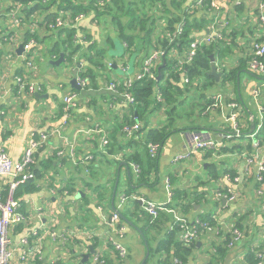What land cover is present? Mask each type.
Listing matches in <instances>:
<instances>
[{"label": "trees", "instance_id": "16d2710c", "mask_svg": "<svg viewBox=\"0 0 264 264\" xmlns=\"http://www.w3.org/2000/svg\"><path fill=\"white\" fill-rule=\"evenodd\" d=\"M12 2L14 5L9 7V11L13 10L11 13L13 18L16 16L21 22H26V20L29 21L33 17L32 23H38L39 26L45 27L47 29L46 31L50 32L48 36L42 37L38 30L31 31L29 29L23 37L25 52L34 50L37 47V43L40 44L56 35L57 38L53 41L56 42L53 46L49 45L47 49L50 53V66H54L51 63L52 60H57L63 52L65 54V62H69L75 67L78 77L86 79V83L81 91L73 89L75 91L73 93L77 94L76 105L70 110L68 122L65 126H62L61 130L74 123L75 114L78 113L81 103L86 104L90 109L92 107L94 110V115L92 116H94L96 121L101 122H96L101 127L104 125L103 121L106 120L101 117L104 106L99 102V99L105 98L107 99L106 101H109V103L115 105L117 108V110H114L115 113L109 116L111 117L109 127L107 129L102 127L106 132L105 135L108 140L105 148L101 146L102 132L93 133L94 138H91L93 134H81L78 137L76 148L80 145V141L87 143L88 147H93V149H89L84 153L79 161L81 164L84 159V163H86L84 169H86L88 176L89 174L96 175L98 173L97 165L105 164L107 171L104 174L105 180L96 186L92 182L87 181V179H83L88 187H92L94 196H84V191L80 192V199L85 203L80 204L75 201V203L69 206V209H74L76 206L83 213L87 211L92 213L94 210L90 208L96 209L100 220L102 223H104V220V225L108 228L110 227L109 221L113 213L118 211L120 213L118 226L125 225V227L132 226L137 228L149 246V257L156 255L158 264H173L175 259L179 261V264H189L192 260L195 261V253L202 247V244H199V242L204 244V240H208L207 236L204 235L207 233L209 235L211 231H208L202 225H198L199 236L190 241H185L183 239L185 229L179 223L175 224V218L172 214V227L167 230L165 237L159 241V245L152 248L149 243L150 233L152 229L157 227L159 217L165 211L160 212L158 218L153 220L152 216L144 211L140 201L133 198V196L140 195L132 194L134 189L131 184L128 185L127 192H124L129 198L125 206L119 208L118 202L116 201L121 184V174L119 172L125 166L131 171L129 179L132 184H145V186L156 184L159 181L160 159L158 156L153 157L150 154L149 143L158 144L162 152L163 147L172 134L182 131L202 132L200 129L203 126L199 124V120L196 123H185L177 113V109L184 105L188 98L192 97L190 95L191 91H199L205 103L192 105L191 116L193 114L200 116L202 113H209L214 100L209 98L210 96L204 93V91L209 89L215 80L214 76L208 73L211 70L212 55L216 60L219 57L224 62H222L224 65L222 69L224 78L221 81L223 85L233 83L231 84L233 87L230 85L231 92L234 91L233 89L238 90V72L243 67L253 71L250 64L254 58V43H264V31L261 35L257 33V39L252 41L251 56L239 58V65L230 67L226 63L229 59L226 53L233 51V39L230 40L229 45H227L226 39L227 37L234 36L237 28L231 29L230 33H221L222 38L220 39L216 40L212 38V33L207 30L208 28L218 30L216 26L211 28L210 24L214 21V17L220 13L221 8L218 11L211 5L210 1L201 5L198 4V0H13ZM15 4L20 5L17 6ZM237 9L241 11L242 6L237 7ZM41 13H44L43 18ZM260 14L261 10L259 6V10L255 11L253 16H256L255 25L257 23L261 26H259V29H264V23L260 18ZM22 16H25V18ZM230 19V24H232L233 19ZM14 23L13 25H15ZM246 25H250L249 20L242 25V28L244 29ZM255 25L252 27V33L254 32L253 28ZM92 29L98 35L99 40L95 39L92 35ZM12 33L14 35V32ZM206 37H209L210 41H202L192 60L189 61L188 53L191 49V43L194 40H203ZM26 45H30L29 48H26ZM156 50L164 51V54L152 65L150 72L145 77L142 79L132 78L133 83L131 85L128 82L129 79L125 80L122 84L117 85V92L108 90L109 95H104L103 97L96 96L95 90L99 88L100 81L110 82L112 80L115 83L118 82L117 79L114 80L111 77V73L115 70V66L119 69L120 63L123 62L126 64V56L129 59L139 57L142 63ZM172 51H174L173 54H171ZM24 61V67L26 69L18 74V76L24 80H33L31 72L35 67V63H32V60L26 57H24ZM29 61L32 64L31 67L27 64ZM160 72L161 77L158 78ZM254 73L261 76L263 83L264 75ZM18 88L16 79V95L22 96L23 94H28L26 91L18 94ZM126 92L134 97L133 101L125 98L124 93ZM30 95L35 97L36 93ZM252 95L251 99H253ZM226 98H228L229 103L235 101H238L239 104L241 103L245 111H249V114L250 111L252 112L253 119L252 121L248 120V124L246 125L240 121V112H237V121L243 132V136L240 139H246L247 141L245 143H247H244V145L232 143L230 146L199 149L180 161L189 160L192 155L201 151L206 152V157L231 154L234 149H243V151L246 150L249 153L254 151L251 138H247L245 135L253 131V124L258 126L260 123L257 109L255 111L251 109L250 104L247 103L248 99L245 97L240 98L237 96V100L229 99V97ZM63 107L64 102L62 99L60 109V117L62 120L64 119ZM153 119L157 121L156 124H153ZM227 123L228 127L222 133L234 134L232 122ZM135 124L139 125V129L133 130L128 135L124 131V127H133ZM96 125L95 123H90L78 126L76 127L75 133L78 130L93 129ZM205 128L213 129L212 127ZM256 139L260 140L258 153L264 157V118L262 128ZM133 164L139 166V174H134L135 170L134 172L132 171ZM216 165L218 164H214L213 168H211V175H213V183L219 182L215 194L217 196V191L220 190L221 196L218 195L216 200L223 209L229 208L230 205L236 202L226 205V199H223L224 195L229 194L228 191L226 192V190L222 189L220 183L221 179L226 175H229L233 180L240 175L241 182L239 184H242L245 179L250 177L249 174L254 173L253 181L256 185L254 189L257 190L258 188L260 190L264 186V180L262 182L257 180V168L255 166L250 168L249 173L246 172L245 168L243 169L244 173H238L227 168L221 176H217ZM78 167H80L79 164ZM208 167L210 168V165ZM118 176L119 183L115 201L112 205L113 190ZM202 184L204 182L200 180V187H195L194 190L175 187L172 189V201L167 204V208H174L186 219L189 226L196 224L197 220H200L203 223H208L219 229V232L216 233L219 241H212V247L207 250L208 259L200 264H224L229 254L237 250L238 243L242 242L243 239L242 246L244 245V247L248 248L244 256V264H258L261 261L259 254L262 253L264 255V248H261L264 242L260 247L251 245L248 234L252 229V220H250L247 214L248 212H245L236 222L230 224L225 223L220 215L212 216L210 213L201 214L196 220H188L186 212L194 207V203L199 199V195H202L205 191V187L201 188ZM238 186L236 187L237 191H239ZM37 189L36 182L33 178L19 184L14 190L13 195L21 204L20 212L26 217V206L21 198L25 194L35 192ZM78 189L80 188H77V191H81ZM9 191L10 187L8 182L2 190L3 196H7ZM70 192H76L74 186L71 187ZM72 199L76 200L75 197H72ZM129 200H132L134 203V209H131V214L139 212L138 221L136 219H130L126 213L127 204L130 203ZM260 205L264 206V201ZM101 207L103 209L107 207L111 209L107 217L103 215ZM163 215L165 216V213ZM142 217L145 219L144 222H140ZM166 218L170 220L169 215H166ZM139 222L142 225H139ZM25 226L26 222H21L12 228V232L13 230L22 232ZM233 228L241 230L242 238L233 247H229L228 244L232 238L231 230ZM93 231L95 230L92 228H86L82 229V231L80 230L77 236L68 232L66 234L67 239L70 237L74 239V236H76L74 242L81 246L84 243V247L87 250H90L92 245L95 251L91 254V259L88 260L90 264L93 263L96 255L99 256V264H115V260L122 262L127 258L129 251L123 257L110 242H108L106 250L97 248L98 245L101 247L104 242L97 240ZM87 232H90V235H84ZM208 242L210 241L208 240ZM73 251L72 253L76 255V251ZM149 257L144 264H148ZM56 264L58 263L56 262ZM71 264L76 263L72 262Z\"/></svg>", "mask_w": 264, "mask_h": 264}, {"label": "crops", "instance_id": "0c3cea01", "mask_svg": "<svg viewBox=\"0 0 264 264\" xmlns=\"http://www.w3.org/2000/svg\"><path fill=\"white\" fill-rule=\"evenodd\" d=\"M12 1L13 0H0V148H4L12 158L17 160L23 155L24 149L31 138H38L42 131L53 133L56 129L60 128L62 124L61 121H63L60 117L62 99L66 94L75 91L71 85L65 90V83H69V81H66V77L60 76L59 73H54L56 67L59 66H50V64H48V66L45 67L42 60V62L39 61V63L43 68L41 69V66L35 64L31 73L32 79L39 82L42 86V90L36 93H40L39 96L43 97L37 95L33 97L30 94H23L22 96L16 95V77L26 69L24 67V57L26 56V53L33 54L34 56L39 55L38 51L44 47V44L49 43L51 46L54 45L56 41H53L57 36L54 35L47 39V41L45 40L40 44L37 43V47H35L34 50H29L28 52L23 50L18 52L20 53L18 54L17 49L20 45H23V37L29 29L31 31L38 30L42 37L48 36L50 32L46 31L47 29H45V27L39 26L38 23H32L33 17H31L29 21L26 20V22H21L16 16L13 18L11 15L13 10L9 11V7L14 5ZM218 1L221 6L220 13L214 17V21L210 24L211 28L216 26L218 27V30H211L208 28L207 31H210L212 33L211 37L217 40L222 38L224 32L230 33L231 29H235V27L237 28V32L235 31L236 34L232 36L233 51H231V53H226L229 57L226 62L227 65L234 67L239 65V58L251 56L252 41L257 39V33L258 35H261L264 31L263 28L259 29V24L256 23L255 25L256 16H253L255 11L259 10V6L263 0ZM15 5L19 6L20 4ZM239 6H242L241 11H238L237 9ZM41 15L43 18L44 13H41ZM22 17L25 18V16ZM230 18L233 19L232 24H230ZM248 20L250 25H246L243 29L242 25ZM13 23L15 25H13ZM253 25L255 26L253 28L254 32L252 33L251 30ZM12 32H14V35H12ZM207 34L209 33L207 32ZM92 35L95 39L99 40L98 35L93 29ZM52 56L54 55L52 54ZM125 58L127 59L126 64L122 62L119 65L123 74H117L118 77H116L114 72L111 73V77L114 80L117 79L118 82L116 83L119 85L125 82V80L134 78L141 65L139 57L129 59V57L126 56ZM131 59L134 61L133 68L130 66ZM218 62L220 63L223 61L218 57L216 64ZM130 68H132V74L128 73ZM218 71L222 73V68H218ZM238 77H240V87H238V90L233 89L234 91L231 92V84L233 83H229L231 86L223 85L221 81L223 80L224 75L222 73L218 80L214 77L215 80L212 86L204 91V93L210 96L209 98L214 100V103L211 104L213 106L211 108L209 107V113L212 115L211 119L215 121L213 124L215 128L211 130L203 127L200 130L205 134H208L209 137H213L215 140H220L221 133L228 127L226 118L231 112V108H229V101L226 97H229L230 94H236L240 98H247V103L249 104L251 100L253 106L258 110L256 102L254 99H251V95L253 94L254 88L259 87L262 84L261 76H258L250 69L243 67L238 72ZM111 81H100L99 88L95 90L96 96L103 97L104 95H109L108 90H110V84L115 83V81ZM59 89H63L64 91H60ZM227 92L230 93L227 95ZM39 99L46 100L45 104L41 105L37 102ZM106 100L107 99L105 98L99 99V102L104 106L103 115H101V117L106 120L103 121L105 126H102L105 129L111 124L109 123V120L111 119L109 116L115 113L114 110H117L115 105ZM260 101L261 102L259 103L263 106L264 89L262 90ZM201 103H205V101L202 100ZM238 112H240V121L245 125L248 124V120L252 121L253 116L251 113L249 114V111L246 112V114L242 113L240 110H238ZM92 115H94L92 107L90 109L86 104L81 103L78 113L75 114L74 123L62 129L60 134L54 133L50 135L47 141L36 150L35 162L31 166V169L34 174L37 172L35 174L36 177L34 176V180L38 189L33 193L25 194L21 198L26 206V226L23 228L22 232L14 230L12 232L11 230L13 247L16 251L11 258L10 264H52L53 262H57L58 264H71L72 262L82 264L83 254L88 253L90 250H87L84 247V243H82V246L77 245L74 242V239L80 230L82 231V229L86 228H92L95 230L93 232L96 235L97 240L104 242L101 247L98 245L97 248H103V250H106L110 230L104 225L105 221L103 220L104 223H102L100 220L98 211L90 208L91 210H94L92 213L90 211L83 213L80 208L76 206L74 209H69V206L75 203V201L80 204L85 203L80 199V192L84 191V196H94L92 187H88L83 179H87V181L92 182L95 186L105 180L104 174L107 171L105 164H101L100 166L97 165L98 173L96 175L89 174L88 176L86 169H84V165H86L84 159L81 164L79 162L84 153L89 149H93L92 146L88 147L87 143L80 141V145L75 149L74 153H71V143L74 141L73 137L75 136L74 133L77 129L76 127L90 123L98 124L96 122H100L96 121ZM156 123L157 121L153 119V124ZM253 129L254 128H252V130ZM173 135L174 134L168 139L160 153L158 176L160 179L162 176H168L173 184L172 187L174 188L184 187L185 189L194 190L195 187H200V181L198 180L200 177L197 176V170L199 169L195 168V166L204 165L205 168H208L210 165L206 163V152H198L192 155L189 160L185 161V166L189 168L187 169L189 172L187 180H182L176 174L174 175L173 183V176L169 173H171V170L176 171L179 164L175 165L174 163L176 162H174V159L178 155L184 154L191 149L193 144V132H179L176 134L178 135V138L176 139L173 138ZM91 138H94V134ZM236 143L244 145V142L236 141ZM230 145L231 144H228L227 146ZM58 150H63V154L58 155ZM242 151L243 149H234V151L231 152V155L237 153V155H234L237 157V161L232 168L225 167L224 170L229 168L238 173H244L243 169L246 168L245 159L247 157L244 158L242 153L247 151ZM253 153L254 151L249 153L248 156H252ZM238 154L240 155L238 156ZM193 158L194 164L191 162V159ZM78 164L80 167H78ZM132 171L134 172L133 167ZM163 172L167 173L163 175ZM130 173L131 171H128L125 166L120 170L121 180H123L124 185L122 192L117 194V202L120 195L125 191L127 192L128 185L130 184L134 189L132 194L134 193L144 196L154 202H168L167 187L164 185V182L160 184L159 180L156 184H149V186H145V184H132L129 179ZM134 174L136 173L134 172ZM249 175L250 177L245 179L244 183L239 184L238 186L240 193L239 199L230 205L229 208L224 209L225 212L220 216L225 223L230 224L236 222L242 214L248 212L247 214L249 215L250 220H252V229L248 234L249 240H251V245L260 247L264 242V206L260 205L261 201L259 202L257 199V192L256 189H254L256 185L253 181L254 173ZM10 180V177L0 178L1 191ZM214 183L216 184L217 182ZM72 186L75 187L76 192H70ZM201 186V188L204 187L203 184ZM77 188H80L78 190L81 191H77ZM72 197H75L76 200L72 199ZM126 209H129L130 212H132L131 209H134V207L127 204ZM211 209L212 205L209 201L198 199L194 203V207L186 212V216L188 217V220H196L201 214L210 213ZM109 210L111 211L108 207L105 209L102 208L103 215L107 217L110 213ZM164 213L165 216L163 215ZM166 215H169L170 220L166 218ZM171 220V212L165 211L160 215L157 227L152 229L150 233L149 243L152 248L159 245V241L165 237L167 230L172 227ZM139 225H142V223H139ZM126 228V233L121 237L120 241L127 247L129 253L127 258L122 262L115 260V264H144V261L148 259H146L148 251L150 253L149 246L144 236L137 228L132 226H126ZM52 232H55V237L52 235ZM67 232L75 234L76 236L73 235L74 239H71V237L69 239L64 238V235H66ZM26 236H29L30 244L21 245V239ZM204 236H207V239L210 241L208 242V240H204V244L206 242H208V244L213 243V240L219 241L216 232H211L209 235L207 233ZM243 242L244 239L242 242L238 243L236 247L237 250L229 254L224 264H244V256L248 248L244 247V245L242 246ZM36 244H39L42 247L41 255L37 256L32 252V254L28 255L26 261L21 260L20 255L22 252L20 248H26L31 252L37 246ZM201 244L202 247H200L195 253V261L192 260L189 264H200L208 259L207 250L210 249L212 245L210 248L204 249V244L202 242ZM263 245L261 248H264ZM73 250L76 251V255L72 253ZM89 259H91V255L88 260ZM87 262L86 264H90Z\"/></svg>", "mask_w": 264, "mask_h": 264}, {"label": "built area", "instance_id": "2783aa9c", "mask_svg": "<svg viewBox=\"0 0 264 264\" xmlns=\"http://www.w3.org/2000/svg\"><path fill=\"white\" fill-rule=\"evenodd\" d=\"M207 1H210L211 5L215 7L218 11L220 10L221 6L219 5L218 0H198V4H203ZM260 18L262 22L264 23V1L260 4ZM209 42L210 38L206 37L203 40L197 39L194 40L191 43V49L188 53V60L191 61L193 56L196 53V50L201 42ZM30 45H26V48H29ZM174 51L171 52L173 54ZM164 54V51L156 50L154 51L149 57H147L140 65L139 71L136 73L135 77L137 79H142L146 76L147 73L150 72V69L152 65L158 61L161 56ZM28 66L31 67V62L29 61ZM252 70L258 74L264 75V43H254V58L251 61L250 64ZM17 83H18V94H22L24 91H26L28 94H33L36 92H39L42 90L41 84L38 82H35L33 80H24L20 76L16 77ZM188 81V79H187ZM129 84L131 85L133 83L132 79L128 80ZM79 83L82 85V87L86 83V79L79 77ZM115 83L110 84V90L113 89V86ZM264 89V82L259 86L256 87L253 91V96L256 101V105L258 107L259 111V119L260 123L258 126L254 125L253 131H251L248 135H245L247 138H251L253 147H254V153L252 156H248V152H243V157H247L246 160V172L249 173V170L251 167L257 168V180L259 182H262L264 180V157L259 155L258 153V147L260 144V140L256 139L258 133L260 132L262 128V122L264 118L263 114V106L259 103L258 97L260 96L262 90ZM125 98H127L129 101H133L134 97L126 92L124 93ZM76 93H68L64 96L63 102H64V119L62 121V124L60 128L56 129L53 133H47V132H40V135L38 138H31L28 144L26 145L23 155L20 159H14L11 157V155L4 149L0 148V178L10 177L11 180L9 181V187L10 191L7 196H3L2 191L0 190V264H10L11 258L13 257L16 249L13 247V240L11 236V230L12 228L21 223L24 222L26 219V216L20 212V202L14 197L13 193L16 187L24 183L30 179H33L35 174L31 169V166L35 162V152L36 150L47 141V139L50 137V135L54 133L60 134L62 126H65L68 122L70 110L76 105ZM229 108H231L230 114L227 116L226 120L227 122H232L233 124V132L234 134H227L222 133L220 140H215L213 137H209L208 134H205L204 132H193L192 137V147L190 150H188L186 153L178 155L175 157L174 162H178L186 157H188L191 153L199 150V149H209V148H218L223 147L228 144L236 143V141L241 140L240 138L243 136V132L241 130L240 124L237 121V103L232 102L229 103ZM236 109V110H235ZM139 129V125L135 124L133 127H124V131L127 132V134H131L133 130ZM103 133L101 146L106 147V144L108 143V140L106 138V132L105 130L99 126L96 125L93 129H83L78 130L75 133V136L73 137L74 141L71 143V153H74L77 143H78V137L81 134H95V133ZM232 132V133H233ZM229 142V143H228ZM245 143V142H244ZM150 154L153 157L160 156V148L158 144L156 143H149L148 145ZM58 155L63 154V150H58ZM134 170L136 174L140 173V168L138 165L133 164ZM241 182V176L238 175V177H235L233 180L229 177V175H226L224 178L221 179V187L222 189L228 191V195H224L223 199H226V205L229 203H233L237 201V199L240 197L239 191L236 190V187ZM166 187H167V196H168V202H154L151 201L144 196H133L135 200H139L144 211L147 212L149 215L152 216V219L155 220L158 218L160 212L162 211H168L173 214L174 222L175 224H180L181 227L185 229L183 239L185 241H190L193 238H196L199 236V230L198 225H202L205 227L208 231L211 232H219L218 228H215L214 226L203 223L200 220H197L196 224H193L192 226H189L186 222V219L180 215L174 208H167V204L172 201L173 198V192H172V185L170 178L166 179ZM220 190L217 191V196L220 195ZM256 192L260 195L264 194L263 190L260 189L256 190ZM128 196L122 193L120 195V198L118 200V207L121 208L125 206ZM262 202H260L261 204ZM101 210V208H100ZM120 221V213L118 211H115L111 217V220L109 221V228H110V234L108 236V242L113 244L115 248L119 251L120 255L125 257L128 253L127 247L122 244V242L119 240V238L123 237L126 233V227L124 226H118V223ZM232 238L229 241L228 246L233 247L238 241L242 238V232L238 228H233L231 230ZM52 235L55 237V232H52ZM84 235H90V232L85 233ZM64 238L67 239V236L64 235ZM29 236H26L21 239V245H29ZM37 245V244H36ZM19 250V249H18ZM21 260H27L28 255L36 254L37 256L41 255L42 253V247L41 245H37L31 252L28 251L26 248H20ZM19 250V251H20ZM259 257L261 258V261L258 264H264V255L261 253L259 254ZM99 256L96 255L94 257L92 264H99ZM52 264H56V262H53ZM173 264H179V261L177 259L174 260Z\"/></svg>", "mask_w": 264, "mask_h": 264}, {"label": "rangeland", "instance_id": "374dc122", "mask_svg": "<svg viewBox=\"0 0 264 264\" xmlns=\"http://www.w3.org/2000/svg\"><path fill=\"white\" fill-rule=\"evenodd\" d=\"M18 19V18H17ZM100 33V32H99ZM232 39V37H230ZM230 38L227 37L226 39V42H227V45H229V42H230ZM49 48V43H46L44 44V47L38 51L39 55L37 56H34L33 54L29 56L28 53H26V58L32 60V63L34 62L35 64H37L38 66H41L39 61L42 62L43 60V64L46 66H48L49 64V61H50V53L49 51L47 50ZM130 66H132V68L134 67V61L131 59L130 60ZM220 64V65H219ZM217 66L218 68H222L224 67V65L222 64V62H218L217 63ZM70 67H71V64L69 62H63L59 67H56V71L54 72L55 74L59 73L60 76H63V77H66V81L68 80V77L69 75H72L71 72H70ZM43 67L41 66V69ZM132 68H130L129 72L130 74H132ZM139 71V70H138ZM115 74H116V77L117 74H123L122 70L119 68H116L114 71H113ZM106 77V76H105ZM79 79V77H78ZM117 85L118 83H116L114 86H113V89H111L112 92H117ZM70 87V84L69 83H65V90H67L68 88ZM256 88V87H255ZM254 88V89H255ZM60 91H64L63 89H59ZM254 91V90H253ZM71 92V91H69ZM37 94V93H36ZM229 94V92L227 93ZM190 95L192 97L188 98V100L186 101V103H184V105H182L181 107H179L177 109V113L180 115L181 119L183 122L185 123H193V122H197L199 120V124L203 127H212V128H215L213 126V124L215 123L214 120L211 119V113H202L200 116H197L196 114H193L191 116V108H192V105H199L201 102H202V98H201V95H200V92L198 91H191L190 92ZM261 95H262V92L260 94V96L258 97V100L259 102L260 101V98H261ZM253 99H254V96L252 95ZM229 99H232V100H237V95L234 94H230L229 95ZM255 101V99H254ZM37 102H39L41 105H44L46 100L44 99H39ZM237 103V110H240L242 113L246 114V111L243 107V105L238 101H235ZM256 102V101H255ZM250 108L253 109L254 111L256 110V107L253 106V102L250 100ZM13 109V108H12ZM257 115H259V111L257 110ZM194 123V125H195ZM98 125V124H97ZM223 128V127H221ZM178 133H174L173 135V138L176 139L178 138V135H176ZM240 142H245L247 141L246 139L244 140H239ZM229 143V142H228ZM234 155H237V153H235ZM234 155H231V154H227L225 156H210V157H206V163H208V165L210 164V168H205L204 165H199V166H195V168L199 169L197 170V176L200 177L198 178V180L203 181L204 182V187L206 188L204 193L202 195H199V199L200 200H206V201H209L212 205V209L210 210V214L212 216L214 215H221L222 213L225 212V210L222 208V206L218 203V201L216 200V194H215V190L217 189L218 185H219V182L217 181V185L213 183V179H212V176L211 175V168H213L214 164H218L216 165V168L217 169V176H221L223 174V170L225 167H230L232 168L234 163L237 161V157L234 156ZM240 154H238L239 156ZM187 161V160H185ZM185 161H179V162H176L174 163L175 165L178 164L177 168H176V171L174 170H171V174L173 176V183H174V175H178L182 180H187V177L189 176V172L187 169H189L187 166H185L184 162ZM191 162L194 164V158L191 159ZM167 173V172H166ZM166 173L163 172V175H165ZM168 175V174H167ZM168 176H165V177H161V179L159 178L160 180V184L164 182V185L166 186V179H167ZM169 178V177H168ZM123 185H124V182L123 180H121V184H120V187H119V190H118V194H120L123 190ZM171 185H173L171 183ZM172 189H174V187H172ZM264 192V186L261 188ZM136 191V189H135ZM257 194V199L259 200V202L261 201H264V194L260 195L258 193ZM130 203L129 205L133 206L134 207V203L132 200H129ZM258 202V203H259ZM126 213L128 215V217L130 219H133V220H139L138 218V214L139 212H137L136 214H131L130 210L129 209H126ZM145 219L144 217H142L140 219V222H144ZM139 222V223H140ZM264 241V240H263ZM213 245V243H209L206 242L204 244V249H208L210 248V246ZM148 264H157V258H156V255H152L148 261Z\"/></svg>", "mask_w": 264, "mask_h": 264}, {"label": "water", "instance_id": "95a60500", "mask_svg": "<svg viewBox=\"0 0 264 264\" xmlns=\"http://www.w3.org/2000/svg\"><path fill=\"white\" fill-rule=\"evenodd\" d=\"M23 50H24V46L23 45H20L19 48L17 49V53L20 52V51H23ZM18 54H20V53H18ZM65 61H66L65 54L62 52L60 54L59 58L57 60L52 61L51 63L53 65L60 66L61 63L65 62ZM70 72H71L72 75H69V78H68L67 81H69V84L71 85L72 88L77 89L78 91H81L83 89V87L79 83V79H78V75H77V70L75 71V67L73 65H71V67H70ZM208 73H209V75L214 76L216 78V80H218L220 78V76L222 75V73L218 71L217 64H216V59H215V57L213 55L211 56V70ZM160 77H161V72L158 75V78H160ZM237 83H238V87H240V77H238ZM36 95L39 96L40 94L37 93ZM39 97H43V96H39ZM250 113L252 114L251 111H250ZM252 128H254V124H253V127ZM125 165H127V164L125 163ZM118 183H119V176L117 177L116 183H115V186H114L113 204H114V201H115V196H116V190H117V187H118ZM200 243L201 242H199V244ZM94 251L95 250L91 246L90 247V251L88 253L83 254L82 264H84L88 260V258L90 257V255ZM149 255H150V253L148 251L147 256H146V259L149 257Z\"/></svg>", "mask_w": 264, "mask_h": 264}]
</instances>
